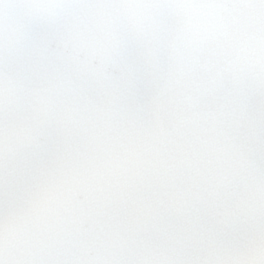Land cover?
<instances>
[{
    "label": "snow or ice",
    "instance_id": "6c2138e0",
    "mask_svg": "<svg viewBox=\"0 0 264 264\" xmlns=\"http://www.w3.org/2000/svg\"><path fill=\"white\" fill-rule=\"evenodd\" d=\"M0 264H264V0H0Z\"/></svg>",
    "mask_w": 264,
    "mask_h": 264
}]
</instances>
